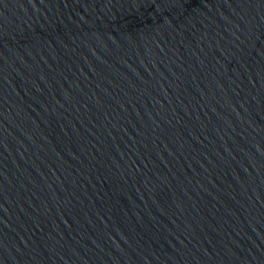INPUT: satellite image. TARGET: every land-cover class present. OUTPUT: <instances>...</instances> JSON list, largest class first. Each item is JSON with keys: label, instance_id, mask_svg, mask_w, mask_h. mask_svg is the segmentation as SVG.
I'll list each match as a JSON object with an SVG mask.
<instances>
[{"label": "water", "instance_id": "1", "mask_svg": "<svg viewBox=\"0 0 264 264\" xmlns=\"http://www.w3.org/2000/svg\"><path fill=\"white\" fill-rule=\"evenodd\" d=\"M0 264H264V0H0Z\"/></svg>", "mask_w": 264, "mask_h": 264}]
</instances>
